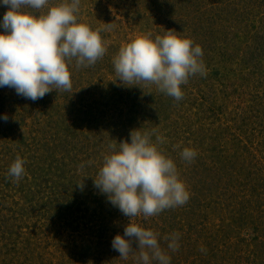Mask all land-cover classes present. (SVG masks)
Here are the masks:
<instances>
[{
	"label": "rangeland",
	"instance_id": "374dc122",
	"mask_svg": "<svg viewBox=\"0 0 264 264\" xmlns=\"http://www.w3.org/2000/svg\"><path fill=\"white\" fill-rule=\"evenodd\" d=\"M7 10L0 4V20ZM77 22L114 27L100 32L107 51L95 65L68 64L71 91L32 101L0 87V264H137L111 247L129 222L159 233L170 264H264V0H80ZM168 30L201 46L206 68L181 85L180 101L155 84H123L113 65L136 37ZM135 129L165 137L158 147L190 199L129 221L93 179L107 145ZM185 147L197 152L191 163ZM18 155L17 182L8 169ZM176 232L172 252L163 237Z\"/></svg>",
	"mask_w": 264,
	"mask_h": 264
},
{
	"label": "clouds",
	"instance_id": "9594fccd",
	"mask_svg": "<svg viewBox=\"0 0 264 264\" xmlns=\"http://www.w3.org/2000/svg\"><path fill=\"white\" fill-rule=\"evenodd\" d=\"M0 4L8 9L0 20V28L4 29L0 33V87L13 88L19 96L36 101L53 90L71 91L68 64L75 59L76 68H87L107 51L100 32L111 30L114 25L104 23L105 29L93 30L78 23L80 0H61L46 13L39 10L47 7L49 0H0ZM193 44L192 39L181 38L169 30L154 39L150 33L138 36L113 57L116 79L125 85L155 84L159 92L180 101L184 97L181 85L187 84L190 76L206 75L202 48ZM3 119L6 121L7 115ZM162 143L165 137L156 129H135L130 132V142L122 140L118 148L116 143L107 145L110 154L103 156L93 184L129 221L141 215L147 219L183 206L190 199L176 164L159 149ZM180 156L191 163L197 152L185 147ZM25 163L18 155L8 176L18 182L26 174ZM79 168L83 169L84 164ZM77 186L83 189L82 180ZM158 237L159 233L129 222L123 236H114L111 247L121 259L133 255L137 264H170L171 257ZM179 237L178 232L163 237L168 241V250L178 251ZM133 242L138 245L136 249Z\"/></svg>",
	"mask_w": 264,
	"mask_h": 264
}]
</instances>
